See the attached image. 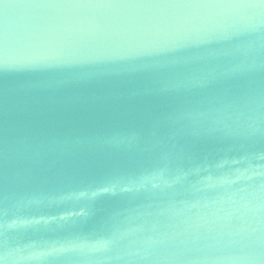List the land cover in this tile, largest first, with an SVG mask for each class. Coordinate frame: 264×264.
<instances>
[{
  "label": "water",
  "instance_id": "1",
  "mask_svg": "<svg viewBox=\"0 0 264 264\" xmlns=\"http://www.w3.org/2000/svg\"><path fill=\"white\" fill-rule=\"evenodd\" d=\"M0 264H264V0H0Z\"/></svg>",
  "mask_w": 264,
  "mask_h": 264
}]
</instances>
